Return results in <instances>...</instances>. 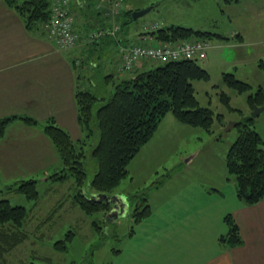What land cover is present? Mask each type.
I'll return each instance as SVG.
<instances>
[{
	"label": "rangeland",
	"instance_id": "1",
	"mask_svg": "<svg viewBox=\"0 0 264 264\" xmlns=\"http://www.w3.org/2000/svg\"><path fill=\"white\" fill-rule=\"evenodd\" d=\"M56 1L62 2V8L73 14L78 24L89 25L88 30L97 29L95 25L90 26L91 14L96 18L102 15L116 21L115 19L120 18L119 14L124 12L121 21L109 25L112 31L111 38L105 37L106 35L101 38L94 37L92 36L94 33L87 32L83 24L81 28L86 32L82 36L77 33L79 41L72 48H78L81 43L87 46L84 56L85 60H89L78 66L80 68L86 65L85 74L90 78L87 80L84 78V80L91 79V83L92 79L96 81V86L91 89L97 95H108L110 89L113 91L112 80L108 83L101 81L109 73L115 76L114 80L125 79L133 77L139 71L165 64V62L159 63L153 60L144 61L134 71L125 73L120 69L122 45L143 44L139 38L143 34L137 36L136 34L143 32L145 26L152 28L154 21L160 19L161 24H167L165 21L169 19L176 21L187 19L179 15V8L174 9L173 0H165L160 4L159 9L151 10L138 19H133L132 14L128 15L127 12L131 11L130 9L133 12L146 9L151 6L146 5L153 0ZM106 6H108V13L103 14L102 11L106 10L103 8ZM197 13L206 18L203 27L208 31L227 33L231 29V24L226 17L212 5L210 0L197 4L195 18L198 17ZM253 15L255 19L264 21V15L255 13ZM73 31H76L74 27ZM116 38H121L120 43L116 42ZM100 39L98 44L104 47L99 53H95V45ZM190 40L197 39L184 41ZM217 40L219 39L214 38L210 42H218ZM209 48L207 58L198 60V64L207 69L210 79L193 81V87L199 104L214 111L212 131L208 132L202 128L179 123L172 113H168L150 141L129 163L127 178L113 191L115 194L121 191L125 197L128 196L134 200L133 204L128 206L126 214L116 222L106 219V214L110 210L109 205L98 206L92 213H87L78 205L75 196L80 194L81 189L74 177L63 181L52 179L54 173L66 168V161L50 137L46 135L45 127L41 130L36 125L24 122V124L9 127L7 142L0 147V190H2L0 200L7 199L12 205L24 206L28 210V217L23 227L28 236L23 243L8 253L7 264H118L117 254L124 246L127 234L136 226L135 209L138 204L144 202L143 198H146L145 202L154 206V209H164L157 204L168 196L180 194L184 189L179 185L186 180L203 182L210 189L221 185L220 188L227 193L226 195L233 196L235 192L233 179L226 180V176L229 179L233 178L227 171L226 157L238 136V126H234L235 123L252 117L250 94H254L258 88L264 92V71L260 70L261 67L257 69L253 61L247 62L244 68L240 67L238 75L252 88L247 92L239 93L223 81L225 70L230 69L226 64L228 60L235 57V48H219L218 45H212ZM250 51H259L264 56V44L255 46ZM100 59L104 60L103 63L99 62ZM92 60L95 64L91 62ZM98 62L100 67H94ZM257 64L264 65V60H260ZM119 73L122 76L118 77ZM223 96H226L228 100L225 101ZM219 115L221 118L218 117ZM252 118L255 119L254 127L264 138V111ZM91 128L93 130L88 133L74 132L72 140L76 147L86 154L83 163L86 172L92 176L96 170V162L91 158L90 152L99 142L96 121ZM37 131H42V138L36 134ZM42 146L45 148V156L50 158L44 164L41 160L44 157L41 152ZM3 162L5 163L2 164ZM29 179L36 180V189L39 193L36 200H30L22 193L7 191L8 186ZM199 189L201 190V187ZM92 192L97 191L91 189L89 185L83 188L86 197H92ZM57 241L67 243L68 250H58L55 247Z\"/></svg>",
	"mask_w": 264,
	"mask_h": 264
},
{
	"label": "crops",
	"instance_id": "2",
	"mask_svg": "<svg viewBox=\"0 0 264 264\" xmlns=\"http://www.w3.org/2000/svg\"><path fill=\"white\" fill-rule=\"evenodd\" d=\"M164 1L153 0L146 6H153L152 10L159 9ZM173 1L174 9L179 8V15L187 19L176 21L165 18L167 24H161L160 19L154 21L159 29L184 26L208 31L203 27L206 18L200 16V13H197V18L194 17L196 5L205 0ZM210 1L226 17L231 29L227 33L213 32L223 38H217L218 42H210L214 38L209 39V46L235 48V57L227 59L226 65L230 69L225 72L233 73L238 79L245 81L238 75V69L252 61L256 68H260L257 63L264 60L259 51H250L251 48L264 44V21L255 19L253 15H264V0ZM103 9H106L102 11L103 14L108 13V6ZM122 15L124 12L114 21L113 18L102 15L96 18L91 14L89 24L97 27L93 30H88L89 25L83 24L87 32L105 30L110 33L109 25L121 21ZM74 18L76 32L80 36L84 35L86 31L81 28L83 24H78L76 17ZM154 30L146 29L145 26L143 32L140 31L136 36L143 34L139 38L145 45L160 44L151 34ZM108 36L111 38L110 34L105 37ZM116 39L119 43L121 38ZM100 41L101 39L95 45V53H99L104 47L98 44ZM86 47L81 43L75 49H59L48 39L43 26L27 28L26 22L18 13L5 0H0V119L12 116L31 117L41 130L48 123H54L71 137L74 132L83 133L78 121L75 96L79 87H90L89 81L84 80L90 78L85 74L86 65L80 68L78 66L89 60H85L84 56ZM103 61L99 60L100 63ZM120 76L121 73L118 74ZM23 122L15 119L8 123L6 133L0 140V147L7 142L9 127L24 124ZM36 134L42 138V131H37ZM41 152L44 164L50 158L45 156L43 146ZM231 179L226 176V180ZM179 186L184 189L180 194L168 196L157 204L164 209L156 210L154 206L147 204L150 212L139 222H135L136 226L127 234L125 244L117 254L118 264H264V199L255 205H245L239 200L236 188L232 196L226 195L220 188L221 185L210 189L203 182L186 180ZM117 192L124 195L121 191ZM183 192L186 193L182 194ZM229 215L238 225L243 240L236 247L220 241L229 231L226 222Z\"/></svg>",
	"mask_w": 264,
	"mask_h": 264
},
{
	"label": "trees",
	"instance_id": "3",
	"mask_svg": "<svg viewBox=\"0 0 264 264\" xmlns=\"http://www.w3.org/2000/svg\"><path fill=\"white\" fill-rule=\"evenodd\" d=\"M5 2L26 22L27 28L43 26L48 39L52 42L47 29L51 19L52 0H5ZM132 12L131 10L127 13L131 15ZM151 34L161 43L173 44L189 39L223 38L217 33L184 26L160 28ZM106 35L109 34L106 32ZM96 64L94 67L99 68L98 63ZM260 67L264 70L263 64ZM114 79L115 76L109 74L101 80L105 83L113 81L114 89L108 95H97L90 88L96 86L94 79L93 83L91 79L89 80V88L79 87L76 91L78 121L81 128L88 133L93 130L91 126L96 121L99 132V142L90 152L91 158L96 162V170L92 176L86 172L83 163L86 154L76 147L69 133L54 123H48L44 130L66 161V168L54 173L52 179L63 181L74 177L81 189L80 194L75 196L76 202L87 213H92L98 206L108 204L90 201V197L84 195L83 188L89 185L91 189L97 191L92 192L94 194L112 195L116 186L127 178L129 163L150 141L168 113H172L183 124L208 132L212 131L214 123V111L202 107L195 95L193 81L210 79L207 69L201 67L197 60L168 61L164 65L139 71L131 78ZM223 81L239 93L252 88L249 83L238 79L233 73H224ZM223 98L225 101L228 100L226 96ZM249 104L252 107L264 105V92L261 88L250 94ZM218 117L221 118V115ZM15 119L33 125L37 123L31 117L2 118L0 140L5 134L7 124ZM254 121V118L247 117L239 122L238 136L226 157V168L229 175L233 176L236 194L245 205H255L264 199V138L254 127ZM7 189L22 193L30 200L39 197L36 180L33 179L21 180ZM142 201L144 202L138 204L135 209V222H139L150 212V207L145 202L146 198ZM27 217L28 210L24 206L12 205L7 199L0 200V264H7L8 253L27 239L28 235L23 229ZM226 222L229 231L226 236L220 238V241L230 247L242 244L243 240L236 222L230 215L226 217ZM55 247L61 251L68 250L67 243L61 241H57Z\"/></svg>",
	"mask_w": 264,
	"mask_h": 264
},
{
	"label": "built area",
	"instance_id": "4",
	"mask_svg": "<svg viewBox=\"0 0 264 264\" xmlns=\"http://www.w3.org/2000/svg\"><path fill=\"white\" fill-rule=\"evenodd\" d=\"M59 1L52 0L51 19L47 24L49 38L61 50L74 48L78 41V35L73 31L74 18ZM152 28H156L154 25ZM103 32L93 34L100 37ZM93 38V37H92ZM209 44L202 40L183 41L178 44H160L145 46L141 43H130L121 49L123 72H132L144 61L156 62L180 61V60H204L207 57Z\"/></svg>",
	"mask_w": 264,
	"mask_h": 264
},
{
	"label": "water",
	"instance_id": "5",
	"mask_svg": "<svg viewBox=\"0 0 264 264\" xmlns=\"http://www.w3.org/2000/svg\"><path fill=\"white\" fill-rule=\"evenodd\" d=\"M153 9V6H150L146 9L143 10H137L132 13L133 19H138L147 13H149ZM264 111V105L263 106H254L253 107V116H258L261 112ZM239 123L236 122L234 126H237ZM90 201L92 202H97V203H106L109 206H111V210L107 213L106 219L108 221H118L120 217H123L126 212L127 208L130 205L129 200L127 197L120 195V194H114V195H109V194H103V193H96L93 194L92 197L89 198Z\"/></svg>",
	"mask_w": 264,
	"mask_h": 264
}]
</instances>
